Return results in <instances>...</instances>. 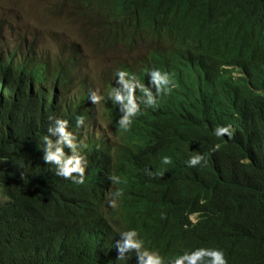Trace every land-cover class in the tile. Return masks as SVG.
Here are the masks:
<instances>
[{"label":"trees","instance_id":"16d2710c","mask_svg":"<svg viewBox=\"0 0 264 264\" xmlns=\"http://www.w3.org/2000/svg\"><path fill=\"white\" fill-rule=\"evenodd\" d=\"M73 1L99 13L118 5L115 32L99 43L143 48L149 70L175 86L154 88V106L136 97L127 129L108 94L102 108L121 143L85 142L91 91L78 85L74 50L52 59L23 41L0 51V264H142L132 249L119 257L115 242L130 228L162 257L203 249L196 264H213L221 250L226 264H264V0ZM57 117L72 133L65 156L84 157L83 183L43 158L57 147ZM197 153L207 163L189 166Z\"/></svg>","mask_w":264,"mask_h":264},{"label":"rangeland","instance_id":"374dc122","mask_svg":"<svg viewBox=\"0 0 264 264\" xmlns=\"http://www.w3.org/2000/svg\"><path fill=\"white\" fill-rule=\"evenodd\" d=\"M78 5L63 0H0V51L15 43L33 42L53 59L58 53L74 50L81 61L78 85H85L100 99L93 105V117L85 128L84 141H104L111 146L121 143L104 114L101 101L117 82L116 70L127 60L126 53L111 49H98L99 39L89 26V15L74 12ZM6 201L0 188V202Z\"/></svg>","mask_w":264,"mask_h":264},{"label":"clouds","instance_id":"9594fccd","mask_svg":"<svg viewBox=\"0 0 264 264\" xmlns=\"http://www.w3.org/2000/svg\"><path fill=\"white\" fill-rule=\"evenodd\" d=\"M63 1L65 2V0ZM69 2L78 5V8L74 10V12L78 15L90 14L89 26L97 35L101 36L98 40H96V48H104L108 50L111 49L113 51L117 50L126 53L127 60H125V63H123L116 70L115 75L118 79L115 85L110 86V91L108 94L110 98L114 97V100L121 102L122 108L125 111L124 115L119 120V124L121 128L127 129L131 122V117L138 111L136 97H141L143 94H146L148 96V105L154 106L156 104V100H153L152 98V90L156 88L158 94L161 91L167 93L170 92L171 87H174L175 85L172 82L169 73L161 72L159 69L149 70V68L146 66L149 55L143 48H133L129 51H125L119 47L110 46L107 48L99 43V41L103 40L104 37L110 36L115 32L117 22L121 19L123 13L122 9L118 5L107 3L108 5L104 6L102 9L103 11L99 13L98 8L88 10L73 0H69ZM164 23L165 26L168 27H180L187 35L185 28L176 22V19L166 18ZM124 66H126V70L124 69ZM227 68L231 69V67ZM235 75L237 77L242 76V74L238 71L235 72ZM89 98L91 99V106L93 109L92 101L95 103L100 99V97L95 92H90ZM83 122L84 117L78 116L76 119L77 126L79 127L83 124ZM55 124V131L60 133V138L56 141L57 147L55 148V151L45 149L43 158L47 163H56V175L62 176L66 179L70 178L75 183H83L84 166L82 164V160L84 163V157L77 154L75 150H73L72 156L66 157L62 147L60 146L63 143H66L69 146L73 145L72 133L67 129L68 121L57 117L55 119ZM49 130L51 131L52 129L50 128ZM214 134L218 137H223L226 134L227 137L230 138L232 132L230 131L229 125H217L214 129ZM84 137H86L85 132L84 136L82 135L83 141ZM45 139L47 140L48 138L45 137ZM90 139L87 140L89 141ZM162 159L164 163H168L170 160V158L167 156L163 157ZM201 162L207 163L204 155L199 153L190 156L187 161L189 166H195ZM73 173H78V176H73ZM22 175L23 173H21V176ZM109 178L118 179L115 177ZM190 220L193 223L192 226L197 225L199 222L198 214L191 215ZM119 235L122 237V239L115 242L119 257H122L126 250L132 249L137 252V260L138 262H142V264H183L184 260H189L190 264H196L197 259L204 255V250L201 249L200 251L194 252L192 255H187L185 253L182 255L177 254L174 256L162 257L158 251L151 250L144 246V241L138 236L136 229L130 228L123 230L119 233ZM209 254L215 257L213 264H226L224 254L221 250H214Z\"/></svg>","mask_w":264,"mask_h":264},{"label":"bare ground","instance_id":"6f19581e","mask_svg":"<svg viewBox=\"0 0 264 264\" xmlns=\"http://www.w3.org/2000/svg\"><path fill=\"white\" fill-rule=\"evenodd\" d=\"M57 109V108H56ZM68 241V240H67Z\"/></svg>","mask_w":264,"mask_h":264}]
</instances>
